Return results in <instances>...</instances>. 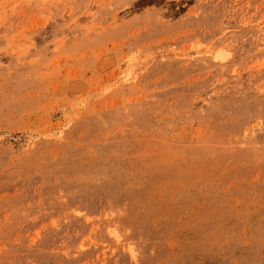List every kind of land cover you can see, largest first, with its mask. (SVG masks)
Returning a JSON list of instances; mask_svg holds the SVG:
<instances>
[{
  "label": "rangeland",
  "instance_id": "1",
  "mask_svg": "<svg viewBox=\"0 0 264 264\" xmlns=\"http://www.w3.org/2000/svg\"><path fill=\"white\" fill-rule=\"evenodd\" d=\"M0 264H264V0H0Z\"/></svg>",
  "mask_w": 264,
  "mask_h": 264
}]
</instances>
